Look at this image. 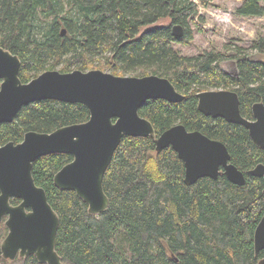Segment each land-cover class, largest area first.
Segmentation results:
<instances>
[{
  "label": "trees",
  "instance_id": "16d2710c",
  "mask_svg": "<svg viewBox=\"0 0 264 264\" xmlns=\"http://www.w3.org/2000/svg\"><path fill=\"white\" fill-rule=\"evenodd\" d=\"M211 1L0 0V46L20 58L22 82L56 66L61 72L138 70L139 76H164L184 97L178 102L148 99L140 107L139 114L150 121L156 136L177 123L200 130L222 141L231 163L245 175L242 185L223 174L187 184L183 162L170 146L156 151L149 136H124L103 176L109 207L90 215L74 191L53 183L71 156H40L32 164V177L59 216L55 248L65 264H258L264 256V249L255 254L253 241L264 212V179L246 174L264 163V150L242 125L206 116L197 108L198 92L228 88L238 94L241 114L252 118V103H264V35L251 42L262 56L258 59L241 47L189 56L173 45L189 43L190 21L203 20L198 5L207 7ZM238 1L236 16L264 15V0ZM66 6L69 14H64ZM162 18L170 23L151 26ZM174 24L183 27L182 37L173 35ZM228 59L236 73L222 67ZM88 118L82 103L35 101L11 122L0 124V145L19 142L30 130L50 132ZM6 233L0 222V243ZM8 263L45 264L33 255L13 261L0 257V264Z\"/></svg>",
  "mask_w": 264,
  "mask_h": 264
},
{
  "label": "water",
  "instance_id": "95a60500",
  "mask_svg": "<svg viewBox=\"0 0 264 264\" xmlns=\"http://www.w3.org/2000/svg\"><path fill=\"white\" fill-rule=\"evenodd\" d=\"M172 33L182 37L183 27L174 24ZM20 64L18 55L0 46V123L12 121L22 106L43 99L82 103L89 110V118L51 132L28 131L20 143L0 146V221L7 215L4 221L7 234L0 243L3 259L13 261L16 257L34 255L39 263L65 264L55 248L59 216L48 202L45 190L32 177L33 161L49 153L72 155V160L55 173L54 185L74 191L87 205L90 215L109 207L103 176L124 136H149L154 140L156 151L170 146L183 162L187 184L202 177L217 179L220 174L237 185L245 182L244 173L231 163L230 153L222 141L200 130H189L182 123L156 136L150 121L139 114L148 99L170 102L183 99V93L168 78L158 74L115 75L100 69H74L46 70L22 82L18 77ZM197 99V108L202 114L242 125L253 142L264 150L262 101L252 103V119H248L241 114L239 97L234 90H202L197 93ZM246 174L264 179V163H257ZM10 196L22 201L12 206ZM253 241L257 254L264 249V212L255 227ZM258 264H264V256Z\"/></svg>",
  "mask_w": 264,
  "mask_h": 264
},
{
  "label": "rangeland",
  "instance_id": "374dc122",
  "mask_svg": "<svg viewBox=\"0 0 264 264\" xmlns=\"http://www.w3.org/2000/svg\"><path fill=\"white\" fill-rule=\"evenodd\" d=\"M197 3V0H193ZM240 4L238 0H212L210 5L202 7L198 5V15L203 20L196 17L195 22L190 21L192 39L187 44L174 43V47L183 55H197L203 51L215 50L226 51L241 47L252 59L262 58V56L251 47V42L257 36L264 35V15L260 17H239L234 14L235 8ZM69 8L65 7V13L69 14ZM72 15V14H71ZM46 20V19H44ZM168 18H162L151 26L167 25ZM197 26L201 27L198 30ZM143 27L141 31L148 29ZM61 28L63 26L61 25ZM222 67L230 73L237 72V68L231 59L221 63ZM56 66L55 69H59ZM101 70V69H100ZM110 72V70H103ZM111 73V72H110ZM139 71L115 73V75H136ZM114 74V73H113ZM228 89V88H226ZM9 264V263H8Z\"/></svg>",
  "mask_w": 264,
  "mask_h": 264
},
{
  "label": "flooded vegetation",
  "instance_id": "af4514ba",
  "mask_svg": "<svg viewBox=\"0 0 264 264\" xmlns=\"http://www.w3.org/2000/svg\"><path fill=\"white\" fill-rule=\"evenodd\" d=\"M46 70H58V71H60L59 69H46ZM46 70H43L42 72H44V71H46ZM74 70V69H73ZM80 70V69H79ZM90 70V69H89ZM70 71H72V70H70ZM82 71H87V70H82ZM42 72H40L39 74H41ZM61 72V71H60ZM66 72H68V71H66ZM236 73V72H235ZM38 74V75H39ZM37 75V76H38ZM136 76H139V75H136ZM18 77H19V72H18ZM36 77V76H35ZM35 77H33V78H35ZM33 78H31V79H33ZM30 79V80H31ZM21 80V79H20ZM22 81V80H21ZM1 82H2V79H0V84H1ZM28 82V81H27ZM26 106V105H25ZM23 107V106H22ZM21 107V108H22ZM20 108V109H21ZM19 109V110H20ZM18 113V112H17ZM16 113V114H17ZM16 116V115H15ZM15 118V117H14ZM249 119V118H248ZM252 119V118H251ZM11 122V121H10ZM4 123H6V122H4ZM0 124H2V123H0ZM58 128V127H57ZM55 130V129H54ZM30 131H33V130H30ZM53 131V130H52ZM28 132V131H27ZM39 132V131H38ZM51 132V131H50ZM26 133V132H25ZM25 133H24V135H25ZM23 138H24V136H23ZM23 138H22V140H23ZM21 140V141H22ZM21 141H19V142H14V141H7L6 143H8V142H13L14 144H17V143H20ZM6 143H4V144H6ZM4 144H1L0 146H2V145H4ZM51 154H67V153H49V154H46V155H51ZM68 155H70V154H68ZM44 156V155H43ZM71 156V160H72V155H70ZM70 160V161H71ZM70 161H68V162H70ZM34 162V161H33ZM67 162V163H68ZM33 164V163H32ZM66 164V163H65ZM55 175V174H54ZM53 179H54V176H53ZM35 182V181H34ZM53 183H54V180H53ZM37 185V184H36ZM37 186H39V185H37ZM55 186V185H54ZM39 187H41V186H39ZM43 188V187H42ZM44 189V188H43ZM0 194H1V190H0ZM22 201V199L21 198H18V197H15V196H10V198H9V203H10V205H12V206H16V205H18L20 202ZM26 210H29V208H26ZM7 218V215H3L2 216V220L0 221V222H3L4 223V221H5V219ZM7 234V233H6ZM6 236V235H5ZM34 256V255H33ZM16 258H19V257H16ZM15 258V259H16Z\"/></svg>",
  "mask_w": 264,
  "mask_h": 264
}]
</instances>
